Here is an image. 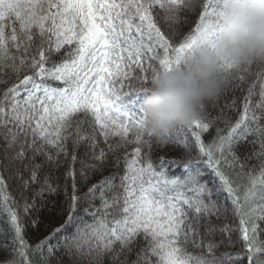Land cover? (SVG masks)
<instances>
[{
    "label": "snow or ice",
    "instance_id": "1",
    "mask_svg": "<svg viewBox=\"0 0 264 264\" xmlns=\"http://www.w3.org/2000/svg\"><path fill=\"white\" fill-rule=\"evenodd\" d=\"M221 3L222 0H203L202 4L196 0H0V70H10L18 81L5 88L0 96V129L4 130L0 135L5 141V153L19 143L13 161L28 160V153H32V171L25 184L39 181L42 164L35 160L44 157L50 163L54 150L58 155L78 115L84 119L77 120L72 133L76 144L94 142L97 126L106 139L109 135L120 137L121 144L114 146L116 150L132 142L127 139L130 131L137 144L131 154L125 152L123 174L117 172L93 184L84 197L73 195V211L68 219L34 247L24 239L19 217L9 207L13 243L18 244L13 252L19 262L14 259L4 264H34L29 252L38 254L35 264H47L48 257L61 248L69 252L74 249L78 255L89 257L88 264H93L101 253L114 246H119L121 252L132 253L141 241L133 264H193V260L194 264H242L243 253L223 252L219 257L213 254L221 246L235 245L231 235L234 229L226 224L220 227L213 224L211 217L215 215L219 219L222 213L212 202L213 189L201 182L203 172L199 164L189 161L182 170L177 167L176 172L169 173L175 161L161 157L157 164L145 163L140 145L149 143L143 139L144 135L149 138L153 135L145 130L146 118L139 107L144 93H118L114 86L118 79L129 75L125 68L133 64L143 67L144 58L158 59L164 71L180 67L192 38L196 34L211 35L219 26ZM157 6L169 13L167 19L174 24L181 23L182 11L192 12L197 7L200 11L195 26L173 45L155 21ZM158 48L171 55L159 57ZM253 65L240 72L228 69L231 78L223 86L224 91L237 80L243 82L245 73L256 79L244 97L243 113L227 135H218L206 146L201 133L209 130L210 122L198 116L185 124L189 129L193 125L199 129L192 131L199 151L207 158V167L219 178L239 216L248 264H264V63L256 65L255 71ZM3 75L8 72L4 71ZM257 82L258 99L253 105ZM5 83L0 80V84ZM206 110L203 102L199 113ZM88 125H91L90 135L84 131ZM182 131L175 124L162 137L177 143ZM183 139L187 144L186 137ZM249 142L253 146L259 144V151L253 153L261 158L258 173L255 168L248 169L235 153L238 145ZM72 159L75 161L76 156ZM93 159L103 163L106 154L103 150L98 155L94 152ZM116 165L119 167L120 157L116 158ZM69 175L73 176L75 192V172L70 171ZM5 186L0 175V189ZM45 186L52 190L47 180ZM89 197L93 206L84 212L91 214L93 224L85 225L91 229L86 240L81 228L83 218L77 223L75 208L81 199ZM8 199L5 194V205ZM97 199L99 207L94 205ZM73 228L75 231L71 232ZM217 232L224 234L219 242L209 239L204 244V236L212 237ZM92 239L95 244L89 243ZM189 242L195 247H206L213 254L212 259H194L188 255L183 245ZM85 243H89L87 252ZM94 252L96 256L92 255Z\"/></svg>",
    "mask_w": 264,
    "mask_h": 264
},
{
    "label": "trees",
    "instance_id": "2",
    "mask_svg": "<svg viewBox=\"0 0 264 264\" xmlns=\"http://www.w3.org/2000/svg\"><path fill=\"white\" fill-rule=\"evenodd\" d=\"M196 2L202 4L203 0H196ZM223 4L224 0H222L221 8ZM199 11V7L192 12L182 11L179 16L181 21L179 24L170 22L167 19L169 13L165 9L159 8V6L154 9V16L155 21L166 38L174 45L195 26ZM216 30H218V27H216ZM216 36V34L213 35V37L212 35H205L201 39L195 38L196 40H192L193 43H191L190 50L181 60V66L173 67L169 71L162 70L159 60L156 58L142 59L141 63L143 67L133 64L124 69L129 75L122 79H118L117 83L114 85L115 88L118 90V93H127L130 91L144 93L140 98L139 104L144 114L143 100L148 95L152 83L165 72H171L173 70H190L197 58V50L195 48L197 42L199 41L201 44L210 46L216 39ZM33 47L35 48L36 46L34 45ZM157 52L161 58L165 55H171V53H165L162 48H158ZM260 63H264V59H253L240 65H235L226 60L217 61L214 78L218 82L217 94L220 93L218 95L216 94L211 100L205 101L207 110L204 113H199V116L206 122H210L209 130L201 133V138L206 146L212 144V142L217 139L218 135H227L228 129L239 120L243 113L244 97L248 94L249 86L252 84L253 80L256 79L254 75L249 76L245 73L246 79L243 82L237 80L232 86L228 87L227 91H224L222 89L223 86L227 80L231 78L228 69L231 68L240 72L244 71L249 65L254 64L253 71H255L256 65ZM4 71H7L8 75H3ZM153 72L157 73L152 76ZM20 78H22V76ZM0 80L7 81L5 84H0V96L3 95L5 88L11 87L18 82L17 77L8 69L0 70ZM145 80H150L151 82L149 84H143L142 81ZM258 83L259 82H257L256 88L257 95L253 97V105L256 99H258ZM83 119V115H78L73 119L72 132L66 133L69 137L68 140L62 148L58 150V155L56 154V150H54V159L50 163L46 162L44 157H39L35 160V163L42 164V169L39 172L40 179L38 182H30L27 185L25 182L29 181L32 171L30 162L32 153H28V160L23 162L19 160L13 161L11 158L19 151V143H17L14 148L8 149L7 153H5V141L3 136L0 135V175L3 176L6 184L4 188L0 189V264L14 259L19 262V257L15 256L13 252V249L18 247V244L13 243L14 231L10 225V217L8 214L9 207L11 210L15 211L19 217V222L23 227L24 239L30 246L34 247L39 241L50 235L54 229L65 223L68 219L69 212L73 211V195L84 197L85 193L88 192V189L93 184L117 172L121 175L123 174V157L125 152L131 154L133 149L137 147L133 133L130 131L127 137V139L132 142L123 145L119 150H116L114 146L121 144L120 137L109 135L106 139L100 134L98 126L94 142L88 140L87 142L82 141L76 144L74 143L76 137L72 133L75 131L77 120ZM178 127L182 128L183 131L179 133L180 140L177 143H170L163 137L152 136L149 138L147 135H144L143 139L148 140L149 143L140 145L141 159L145 163L152 162L153 164H157L161 157L168 161H175L176 164L168 169L169 173L176 172L177 167L182 170L184 164L189 161L197 162L203 172L201 182L207 183L209 188L213 189L214 195L212 197V202L218 205L222 213L219 219H217L215 215L211 217L213 224L217 227L226 224L234 229L231 235L232 239L235 241V245L233 247L221 246L215 249L213 254L219 257L223 252L243 253L244 260L242 264H248L246 250L239 231V216L234 212L231 200L227 192L220 185L219 178L215 176L211 168L207 167L205 163L207 158L201 155L195 138L192 135L193 130L199 131V129H196L195 125L189 129L186 124H178ZM145 130L148 131L146 128V120ZM3 131V129H0V133ZM84 131L88 132L90 135L91 125L85 126ZM184 137L187 139V144L184 143ZM21 139H23V137H21ZM93 143H95V149H93ZM110 145L113 146L111 151ZM101 150L106 154V160L103 163L93 159L94 152L98 155ZM258 151L259 144L253 146L250 142L240 144L235 149L237 157L244 161L247 168H255L257 173L259 172L261 158H257L253 153ZM74 155L76 156L75 161L72 159ZM117 157H120L119 167L116 165ZM25 164H27L28 167H24ZM87 165H95V167H86ZM225 170L229 171L228 169ZM70 171L75 172V192L73 191V176L69 175ZM84 173L87 174V178H85ZM45 180H47V183L51 186V191L45 186ZM247 182V178L245 177L244 183ZM117 183H119V181H117ZM217 192L218 195L215 194ZM5 194L9 196L7 205L3 203V196ZM96 195L98 197L99 193ZM207 202L208 201H206V203ZM94 205L95 207H99V199L94 202ZM92 206L93 202L91 197H89L87 200L81 199L78 206L75 208V215L78 218L77 223H79V218H83L84 223L81 224V228L85 231L86 240L91 234V229L85 228V225H92L93 220L91 214H86L84 209ZM225 208H227L226 214H224ZM34 221L37 223L34 224ZM70 231L74 232L75 229L73 228ZM200 232L203 234L204 229L201 228ZM64 234L63 232L60 233L61 236ZM223 235L224 234L217 232L212 237L204 236V244H207L209 239L219 242ZM196 239L199 240L200 237L198 236ZM52 243H55V240H53ZM89 243L95 244V240L92 239ZM89 243H85L84 245L85 252L88 251ZM142 243L141 241V244L137 245L136 250L132 253L121 252L119 246H114L113 249L101 253L99 258L94 260L93 264H133V262L137 260V251H139ZM183 248L186 253L194 259L197 257L212 259L213 254H209L206 247H195L189 242L184 244ZM44 255H48L47 248L44 250ZM92 255L96 256V253L94 252ZM29 256L34 261V264L39 259L38 254L29 252ZM88 261L89 257L78 255L74 249L72 252H69L67 249L61 248L57 249L52 256L48 257L47 264H88Z\"/></svg>",
    "mask_w": 264,
    "mask_h": 264
},
{
    "label": "clouds",
    "instance_id": "3",
    "mask_svg": "<svg viewBox=\"0 0 264 264\" xmlns=\"http://www.w3.org/2000/svg\"><path fill=\"white\" fill-rule=\"evenodd\" d=\"M221 21L210 46L195 45L197 58L190 70L165 72L152 83L143 111L153 136L162 137L171 126L199 116V106L218 92V60L240 65L264 59V0H224Z\"/></svg>",
    "mask_w": 264,
    "mask_h": 264
},
{
    "label": "rangeland",
    "instance_id": "4",
    "mask_svg": "<svg viewBox=\"0 0 264 264\" xmlns=\"http://www.w3.org/2000/svg\"><path fill=\"white\" fill-rule=\"evenodd\" d=\"M218 30H216V28L213 30V32L211 33V35H212V37H213V35H218V32L219 31H221V29H222V21H221V10H220V15H219V20H218ZM211 35H209V36H211ZM205 36V34H196L194 37H193V39L192 40H194L195 38L196 39H201L202 37H204ZM195 39V40H196ZM191 43H193V41L191 42Z\"/></svg>",
    "mask_w": 264,
    "mask_h": 264
}]
</instances>
